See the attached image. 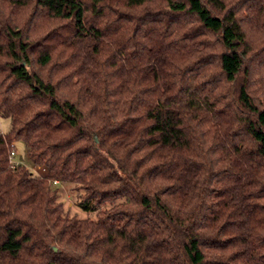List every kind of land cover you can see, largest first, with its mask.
<instances>
[{
    "label": "trees",
    "instance_id": "16d2710c",
    "mask_svg": "<svg viewBox=\"0 0 264 264\" xmlns=\"http://www.w3.org/2000/svg\"><path fill=\"white\" fill-rule=\"evenodd\" d=\"M0 116V264H264V0H0Z\"/></svg>",
    "mask_w": 264,
    "mask_h": 264
},
{
    "label": "rangeland",
    "instance_id": "374dc122",
    "mask_svg": "<svg viewBox=\"0 0 264 264\" xmlns=\"http://www.w3.org/2000/svg\"><path fill=\"white\" fill-rule=\"evenodd\" d=\"M10 129L11 119L9 117L0 116V132L7 133L8 131H10ZM14 150L16 153L15 159L17 161L22 162V164H24L31 171L38 174H43L42 172H40V167L33 164L30 160L27 153V148L22 140H18L15 142ZM54 185L58 186L60 195L59 200L64 204V209L70 216H75L78 218L97 219L96 212L85 211L78 206V193L80 191L74 184L60 182Z\"/></svg>",
    "mask_w": 264,
    "mask_h": 264
},
{
    "label": "built area",
    "instance_id": "2783aa9c",
    "mask_svg": "<svg viewBox=\"0 0 264 264\" xmlns=\"http://www.w3.org/2000/svg\"><path fill=\"white\" fill-rule=\"evenodd\" d=\"M15 155H16V153H15V150H14V148L11 150V153H10V162H11V164H13L14 166L15 165H18V163H19V161H17L16 159H15ZM40 172H42V173H45L46 172V169L45 168H40ZM54 183H58V181L57 180H55L54 181Z\"/></svg>",
    "mask_w": 264,
    "mask_h": 264
}]
</instances>
